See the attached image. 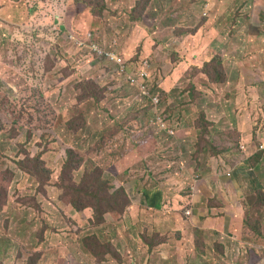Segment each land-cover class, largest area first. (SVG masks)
<instances>
[{
	"label": "rangeland",
	"instance_id": "rangeland-1",
	"mask_svg": "<svg viewBox=\"0 0 264 264\" xmlns=\"http://www.w3.org/2000/svg\"><path fill=\"white\" fill-rule=\"evenodd\" d=\"M256 2L0 0V225L11 223L0 229V264H71L86 247L104 254L113 230L78 222L82 231L71 233L73 218L61 209L122 211L130 200L123 179L142 175L144 155V182L155 188L130 195L149 213L191 185L200 207L212 193L228 202L245 195L253 222H263L255 190L264 168L244 171L248 162L234 158L240 146H259L264 132V58L256 56L264 52V7ZM89 32L127 74L70 37ZM144 70L140 83L159 97L157 109L127 81ZM82 94L95 102L80 103ZM83 109L87 123L75 128ZM213 155L212 169L195 174L198 158ZM254 156L264 166V150ZM118 166L126 169L118 174Z\"/></svg>",
	"mask_w": 264,
	"mask_h": 264
},
{
	"label": "crops",
	"instance_id": "crops-1",
	"mask_svg": "<svg viewBox=\"0 0 264 264\" xmlns=\"http://www.w3.org/2000/svg\"><path fill=\"white\" fill-rule=\"evenodd\" d=\"M256 3L264 7V0H257ZM24 21H29L27 15ZM256 22L260 24V19ZM65 27L62 25L61 29ZM249 34L252 35L251 32ZM262 55L264 58V52L261 55L256 54L257 59H261ZM38 58L40 59L38 63H41V57ZM257 71L261 72L260 65ZM168 83V81L163 83V90L166 92L171 90ZM260 135L259 146L247 150L244 146V152L240 154L242 157H234L237 164L242 159L248 162L244 164V171L252 168L250 157L264 145V132ZM142 160L144 161L143 158ZM125 169L118 166L117 173L120 174ZM211 174L218 176L220 180L225 177L220 175L221 171L216 172V169ZM128 177L129 175L122 183L130 200L122 211L111 209L103 213V219L94 220L96 213L94 209H62L64 214L71 215L75 220L74 231L71 233L78 234L82 231L83 228L75 227L80 226L78 222H90L91 225L102 229L113 230L109 239L111 241H108L113 244V249H105V253L102 254L105 258L102 255L94 256L86 247L83 249L84 258H80V261L74 259L71 264H264V220L262 223L253 222L250 215L253 206L252 209L247 208L248 201L245 195L236 197V202H228L218 195L213 196L212 193L202 198L200 207L193 203L195 198L193 199L194 194H191L193 189L190 186V191L181 193L184 196L174 195L163 202L161 209H154L149 213L152 209L135 203L130 194L131 191L140 194L146 188L155 187L144 182L145 177L141 174L133 173ZM224 180L230 182L227 177ZM211 183L217 186L219 180ZM263 186L264 181L255 190V203L262 205L261 207L264 206V200L260 203L257 201L259 194L264 199ZM232 191L236 194L235 188H232ZM150 194L152 195L153 191ZM187 210H190L189 214ZM99 222L100 224H96Z\"/></svg>",
	"mask_w": 264,
	"mask_h": 264
},
{
	"label": "trees",
	"instance_id": "trees-1",
	"mask_svg": "<svg viewBox=\"0 0 264 264\" xmlns=\"http://www.w3.org/2000/svg\"><path fill=\"white\" fill-rule=\"evenodd\" d=\"M98 94H96V96H97ZM79 100H80V103H83V102H85V101H91V100H93V99H91V98H89L88 97V95H81L80 97H79ZM94 102H95V100H93ZM99 101V100H98ZM89 112V110H86V109H83V110H81L79 113H78V116L74 119V121L71 123L72 124V126H74L75 128H79L80 127V123L81 122H83V125H86V123H87V120H86V118H85V116H86V113H88ZM60 135V137L63 135V133H60L59 134ZM157 138L156 137H153V136H150L148 139H147V142L148 141H155ZM208 139H209V141L211 142V139H212V137L211 136H208ZM65 142V141H64ZM156 142V141H155ZM212 144L213 145H215V146H220V147H224L225 145L223 144V146L222 145H220V144H217L216 142H213L212 141ZM156 146H157V144L155 143V144H153V145H150L149 146V148L150 147H152V148H156ZM205 147V146H204ZM203 147V148H204ZM241 147V146H240ZM227 149V148H226ZM203 150V149H202ZM229 150V149H228ZM72 152H74V150L73 149H69L68 148V154L70 153H72ZM152 152V151H151ZM242 152H244V148L243 147H241V150H239V149H237V154H241ZM146 156H148V155H144L142 158L144 159V163H143V165H142V175L146 178L148 175H149V165H148V161H146ZM264 157V156H263ZM212 158H215V159H218V158H220V156L219 155H213V156H210V158H209V161H208V163H206V159H205V162H203V159L201 160V158L199 157L198 158V160L196 161V164H197V167H200V169L199 170H195L196 172H195V174H197L198 176H200L201 175V173L204 171V170H206V169H208L209 167H211L212 166ZM222 158V157H221ZM36 159L39 161V163H41L40 162V160L38 159V156L36 157ZM81 160H82V158H78V163H76V164H80L81 163ZM249 161L252 163V164H254V165H252L253 167H255V168H257L258 170H260L261 168H264V166L263 165H261V160H260V156H251L250 157V159H249ZM145 162H146V164H145ZM223 165V164H222ZM144 169H145V171H144ZM211 169H212V167H211ZM219 169H220V167H219ZM219 169H216V171L218 172L219 171ZM221 169H224L225 171H227V169H225L224 168V166H222L221 167ZM42 170H44V168L42 169ZM202 171V172H201ZM261 172H264V170H262ZM99 177H101L102 178V176H100L99 175ZM189 186H191V185H189ZM101 187L103 188V190H104V187H105V183H101ZM190 189H191V187H190ZM187 190H189V189H187ZM187 190H184V191H187ZM87 191H89L88 189H87ZM190 191V190H189ZM259 201H262V200H264L263 199V196H260V194H259V199H258ZM75 203H76V206L77 207H82V206H85V204L80 200V199H74L73 200ZM62 210V209H61ZM76 210H80V209H76ZM108 210H111V209H105V210H102V209H94V212H96V213H94V220H96L97 218H102L103 219V213L105 212V211H108ZM62 216H64V217H66V215L67 214H64L63 213V210H62V212L60 213ZM69 216H71V215H69ZM72 217V216H71ZM73 218V217H72ZM72 223H75V220H74V218H73V220H72ZM0 229L1 230H3V229H5V230H11V223H9V224H6V223H4V222H2V224L0 225ZM92 234V233H91ZM90 234V235H91ZM89 242L92 244H94V245H100L101 244V242H100V240L99 239H97L95 236H93V237H90L89 238ZM105 249H107V250H112L113 249V244L112 243H108L107 244V248H105ZM102 257L103 258H105L103 255H102Z\"/></svg>",
	"mask_w": 264,
	"mask_h": 264
},
{
	"label": "clouds",
	"instance_id": "clouds-1",
	"mask_svg": "<svg viewBox=\"0 0 264 264\" xmlns=\"http://www.w3.org/2000/svg\"><path fill=\"white\" fill-rule=\"evenodd\" d=\"M91 34V39L93 42H95L97 45H99L97 43V41L95 39H93L92 37V33L89 32L88 35ZM75 42H77L78 45H81V42H84V44H82V46H87L88 47V42H87V39H88V36L87 38H77L75 34H71L70 36ZM99 47L101 48V46L99 45ZM102 49V48H101ZM104 50V49H103ZM98 55V54H97ZM102 58V57H101ZM106 59V58H104ZM111 61V60H110ZM113 62V61H112ZM124 62V61H123ZM114 63V62H113ZM115 64V63H114ZM117 64V63H116ZM117 66V65H116ZM124 66V65H123ZM118 67V66H117ZM119 73H123V74H127V71H126V68L124 66V70L122 72H120L118 70ZM143 74V75H142ZM145 76H148L147 75V72L144 70L143 72L139 73L138 76H131V75H126L127 77V81L129 84H133V83H136L138 86V90L140 91V93L142 95H144L145 98H148L150 100V102L152 104H154V109H157V106H158V103H159V97L156 95V94H151V92L148 90V88L146 87V85H143L142 83H140L141 79H144ZM132 79L134 81H132ZM145 88H144V87ZM243 147V146H241ZM244 148V147H243ZM264 149V145H261L260 146V150ZM187 211H190V210H187ZM190 213V212H189ZM188 214V213H187Z\"/></svg>",
	"mask_w": 264,
	"mask_h": 264
},
{
	"label": "built area",
	"instance_id": "built-area-1",
	"mask_svg": "<svg viewBox=\"0 0 264 264\" xmlns=\"http://www.w3.org/2000/svg\"><path fill=\"white\" fill-rule=\"evenodd\" d=\"M87 42L89 43L88 44V47L93 52H95L96 54H98L102 58H106L107 60H111L114 63H117L116 65L118 66V69H119L120 72H122L124 70V66H123L124 65V62H123V59L122 58H118L117 59V56L113 52H110V51H106V50L101 49L99 47V45H97L95 42L92 41L91 34L88 35ZM82 44H84V42H81V45ZM132 81H134V80L132 79ZM228 175H229V173H228ZM189 212L190 211H187L188 214H189Z\"/></svg>",
	"mask_w": 264,
	"mask_h": 264
}]
</instances>
